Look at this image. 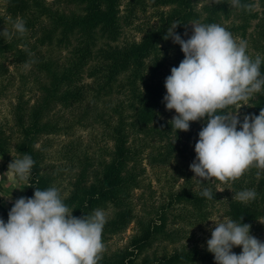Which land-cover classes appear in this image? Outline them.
I'll list each match as a JSON object with an SVG mask.
<instances>
[{
	"label": "trees",
	"instance_id": "1",
	"mask_svg": "<svg viewBox=\"0 0 264 264\" xmlns=\"http://www.w3.org/2000/svg\"><path fill=\"white\" fill-rule=\"evenodd\" d=\"M74 1L79 4L78 10L65 11L47 0H2L0 4V32L6 28L12 34L10 40L0 34V76L8 69L6 60L17 66L34 60L47 79L40 82L44 95L38 102L27 105L18 100L14 126L9 125V131L0 122V153L5 155L14 150L21 158L30 155L35 162L25 184L24 197H33L35 188L53 187L50 175L44 170L46 161L51 159L48 149L53 144L52 134H75L78 119L72 121L63 113L54 120L44 119L46 113L55 105L72 109L88 96L95 100L115 93L119 99L109 106L112 113L104 117L97 167L87 178L88 166L94 158L84 150L79 161L82 168L62 198L76 217L91 215L105 204L112 208L103 228L105 251L98 264H216L214 254L207 251V243L200 245L197 241L182 242L157 255L147 256L143 252L162 236L171 240L186 237L188 229L184 225L202 229L220 205L228 219L257 226L264 234L261 223L264 222V172L258 176V170L251 168L235 182L226 184L195 178L189 166L196 156L198 133L207 121L190 122L188 131L176 132L169 123L176 115L175 110H166L163 102L165 79L171 68L178 67L184 59L180 45L173 43L171 37L164 39L174 22L179 23L174 31L187 40L193 33L191 22L222 25L236 14L240 22H232L226 28L232 34L244 36L251 19L259 18L258 11L231 7L228 0L220 4L209 0L200 6L204 0ZM253 2L242 0V3ZM260 3L264 6V0ZM150 6L153 11H149ZM18 18L25 22L24 35L11 29ZM141 18L145 19L138 22ZM125 27H133L139 37L123 35ZM53 41L67 50L59 64L38 57L41 48ZM254 47L256 52L249 56L255 59L259 54L264 61V42H256ZM260 71L264 75V62ZM241 103L245 105L233 106L228 111L239 108L242 123L245 115H259L264 108V92ZM237 129L240 130L239 124ZM41 135H48L45 142H40ZM62 142L56 149L60 156L75 159V152L81 151V137L72 136ZM147 164H172L173 170L165 178V199L156 207L154 216L144 217L138 215L135 190L143 186ZM205 188L212 190L213 199L200 195ZM246 189L256 191L255 200L243 203L234 198L235 193ZM10 209L0 203V218L5 223ZM169 218L173 224L180 225L168 230ZM134 222L136 228L124 244L107 247L113 235L125 231Z\"/></svg>",
	"mask_w": 264,
	"mask_h": 264
},
{
	"label": "clouds",
	"instance_id": "2",
	"mask_svg": "<svg viewBox=\"0 0 264 264\" xmlns=\"http://www.w3.org/2000/svg\"><path fill=\"white\" fill-rule=\"evenodd\" d=\"M212 2L220 4L223 0ZM228 3L244 11L255 10L253 4L242 0ZM178 24L169 27L164 39L171 37L179 44L184 59L165 79L163 102L166 110H175L169 123L176 132L188 131L190 122L207 121L198 133L196 156L189 166L194 177L226 184L251 168H256L259 176L264 172V108L259 115H245L242 123L236 113L245 105L241 102L264 92L260 71L264 61L259 54L252 59L246 51L247 41L237 40L219 24L191 22L193 33L187 40L174 31ZM13 28L20 35L27 31L20 18L13 22ZM0 34L11 39L6 28ZM30 63L35 61L25 63V69ZM233 106H239L238 110L228 111ZM34 163L25 154L10 162L7 172L26 181ZM200 195L213 199L210 188ZM256 196L255 190L246 189L235 193L234 198L248 203ZM72 211L55 187L35 188L33 197L16 199L7 222L0 218V264H98L105 251V212L97 209L91 215L76 217ZM212 221L215 227L207 240V251L214 254L216 264H264V242L250 234V224L231 219ZM234 246L242 247L240 254L232 251Z\"/></svg>",
	"mask_w": 264,
	"mask_h": 264
},
{
	"label": "rangeland",
	"instance_id": "3",
	"mask_svg": "<svg viewBox=\"0 0 264 264\" xmlns=\"http://www.w3.org/2000/svg\"><path fill=\"white\" fill-rule=\"evenodd\" d=\"M52 6H58L65 11L78 10L79 4L74 0H47ZM209 2V0H204L200 2L198 6ZM2 0H0V4ZM253 5L255 6L254 11H258V17L252 18L249 26L246 28L244 36H237L232 34L237 40L244 39L247 41V54L251 55L256 52L254 43L264 42V6L261 5L260 0H254ZM149 11H153V7H149ZM147 18V16H146ZM142 19L138 20V22ZM235 23H239L240 20L234 14L221 26L227 27ZM13 26L11 27V29ZM227 30V28H226ZM123 35L136 36L139 37V32L133 27H125L123 30ZM55 40V39H54ZM58 44V43H57ZM55 41L52 44H47L41 48L38 57L40 59H49L56 63H60L63 58L67 55V50L62 45H57ZM5 66L8 67L0 76V122L5 124L7 131H9V125L14 126L15 117L14 109L20 99V101L27 102V105H31L38 102L44 91L41 88L40 82H45L47 79L43 76L42 72L39 71L35 63H30V67L25 69V67L17 66L13 63L5 61ZM25 74L27 76H25ZM24 75V76H22ZM119 96L115 93L100 96L95 99L92 96H88L85 102L72 109H64L60 105H55L51 110H49L44 119L54 120L59 113H63L65 117L74 121L78 119L74 125L75 134L72 136H80L82 140L81 151L74 154L75 159L65 158L60 156V152L56 149L61 147L63 143L62 140H68L72 136L65 134H52L53 141L51 147L48 149L51 153V159L47 160L44 166V170L50 175L52 186L57 188L60 192L61 198H64L72 187V182L76 179L79 171L82 168V163L79 162L83 156V151L85 150L90 156H93V164L88 166L87 178L92 176V171L97 167L99 152V146L103 144V124L104 117L109 116L112 111L109 106L114 105ZM237 111V110H236ZM240 109L236 113L240 114ZM114 117V116H113ZM5 131V134L8 132ZM48 135H41L39 137L40 142H45ZM13 139V138H12ZM39 142V143H40ZM13 149V148H12ZM19 154L10 150L7 154L3 155L0 153V203L6 208H11L16 199L24 197L25 195V184L26 181H20L18 178L14 177L11 172L8 171V165L15 159H20ZM146 161V158L143 159ZM172 164L168 166L159 165H148L146 166V174L144 176L143 186L135 190L137 210L139 216H154L156 207L165 199L166 180L165 178L170 176L172 173ZM71 210V208H69ZM98 209L105 212L106 217L111 215L112 208L110 205L105 204ZM97 210V209H96ZM228 219L223 214V207L220 205L218 210H214L211 218L202 226V229L198 226L184 225L183 227L188 229L186 234L192 235V237H183L180 240L169 239L162 236L161 239L154 242L151 246L146 247L143 255L152 256L169 251L174 245L181 244L182 242L191 243L192 241H197L200 245L207 243V240L211 238V230L214 229L215 223L212 220H224ZM180 223L176 225L168 219L167 229L170 230L179 226ZM136 222L131 223L130 226L123 232L113 235L108 240V248H114L121 244H124L130 234L135 230ZM257 226H252L250 228V234L261 242H264V234L257 229ZM232 251L236 254H240L242 247L234 246ZM180 264V263H172Z\"/></svg>",
	"mask_w": 264,
	"mask_h": 264
}]
</instances>
